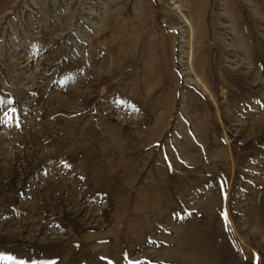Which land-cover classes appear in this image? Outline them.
<instances>
[{
  "label": "rangeland",
  "instance_id": "1",
  "mask_svg": "<svg viewBox=\"0 0 264 264\" xmlns=\"http://www.w3.org/2000/svg\"><path fill=\"white\" fill-rule=\"evenodd\" d=\"M0 253L264 264V0H0Z\"/></svg>",
  "mask_w": 264,
  "mask_h": 264
},
{
  "label": "snow or ice",
  "instance_id": "2",
  "mask_svg": "<svg viewBox=\"0 0 264 264\" xmlns=\"http://www.w3.org/2000/svg\"><path fill=\"white\" fill-rule=\"evenodd\" d=\"M0 259L9 261L10 264H28V262L23 261V260H17L15 257H13L10 254H4V253H0ZM31 264H51L50 261H32ZM109 264H112V262L110 261ZM129 264H138L137 261H130Z\"/></svg>",
  "mask_w": 264,
  "mask_h": 264
},
{
  "label": "bare ground",
  "instance_id": "3",
  "mask_svg": "<svg viewBox=\"0 0 264 264\" xmlns=\"http://www.w3.org/2000/svg\"><path fill=\"white\" fill-rule=\"evenodd\" d=\"M186 19V18H185Z\"/></svg>",
  "mask_w": 264,
  "mask_h": 264
}]
</instances>
